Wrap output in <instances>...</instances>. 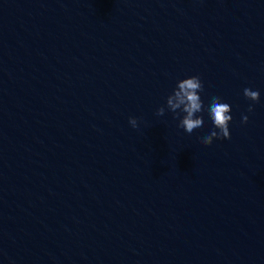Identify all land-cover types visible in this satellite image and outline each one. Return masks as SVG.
I'll return each instance as SVG.
<instances>
[{"label":"water","instance_id":"1","mask_svg":"<svg viewBox=\"0 0 264 264\" xmlns=\"http://www.w3.org/2000/svg\"><path fill=\"white\" fill-rule=\"evenodd\" d=\"M0 264H264V0H0Z\"/></svg>","mask_w":264,"mask_h":264},{"label":"clouds","instance_id":"2","mask_svg":"<svg viewBox=\"0 0 264 264\" xmlns=\"http://www.w3.org/2000/svg\"><path fill=\"white\" fill-rule=\"evenodd\" d=\"M203 91L204 85L198 75L178 80L173 92L167 97L166 107L176 117L180 118L179 127L183 128L188 134L205 128L204 114L207 112L214 129L202 138V143L205 145H211L214 139H231L229 125L233 117L230 104L224 102L221 97L214 96L211 98L210 103L205 106L200 95ZM244 96L253 102L260 101V92L251 88L244 89ZM165 111V106H161L157 110V115L163 116ZM248 111H254V107L249 105ZM248 119V116L245 115L242 117V122L246 124ZM129 123L133 128L139 126L138 119L135 117H130Z\"/></svg>","mask_w":264,"mask_h":264}]
</instances>
